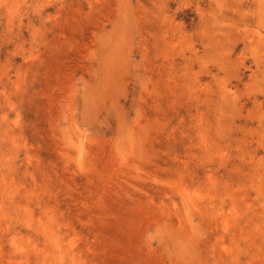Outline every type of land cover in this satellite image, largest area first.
<instances>
[{"label":"rangeland","instance_id":"obj_1","mask_svg":"<svg viewBox=\"0 0 264 264\" xmlns=\"http://www.w3.org/2000/svg\"><path fill=\"white\" fill-rule=\"evenodd\" d=\"M0 264H264V0H0Z\"/></svg>","mask_w":264,"mask_h":264}]
</instances>
